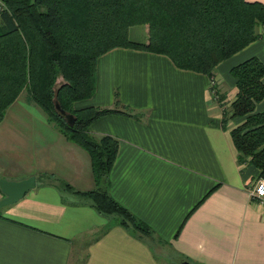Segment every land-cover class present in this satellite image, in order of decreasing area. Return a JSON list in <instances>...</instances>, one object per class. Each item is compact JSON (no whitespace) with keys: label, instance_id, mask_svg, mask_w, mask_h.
<instances>
[{"label":"crops","instance_id":"1","mask_svg":"<svg viewBox=\"0 0 264 264\" xmlns=\"http://www.w3.org/2000/svg\"><path fill=\"white\" fill-rule=\"evenodd\" d=\"M253 55L264 61V37L217 65L220 99L208 75L162 53L115 47L97 60L85 105L125 104L134 115L105 114L88 132L118 139L108 190L166 244L162 253L150 236L52 182L94 188L91 157L21 93L0 121V176L34 174L37 183L0 206V264H264V205L250 194L259 170L237 161L230 130L244 117L224 121L237 92L230 69ZM45 172L54 177L40 178Z\"/></svg>","mask_w":264,"mask_h":264},{"label":"trees","instance_id":"2","mask_svg":"<svg viewBox=\"0 0 264 264\" xmlns=\"http://www.w3.org/2000/svg\"><path fill=\"white\" fill-rule=\"evenodd\" d=\"M140 24L145 38L132 39L130 28ZM260 27L264 28L260 0H0V121L27 90L49 121L91 157L94 188L74 189L57 177L52 182L87 199L100 213L118 216L125 228L151 237L150 226L108 190L118 139L108 134L95 138L88 132L101 116L134 115L133 109L125 104L76 105L95 92L98 58L115 47L144 49L215 80L221 61L264 37ZM230 73L237 92L224 110V121L244 117L230 130L237 161L253 164L258 177L264 176V109H256L264 98V61L250 56L233 65ZM59 75L63 81L57 84ZM57 104L73 115V124ZM45 177L54 176L40 174Z\"/></svg>","mask_w":264,"mask_h":264},{"label":"water","instance_id":"3","mask_svg":"<svg viewBox=\"0 0 264 264\" xmlns=\"http://www.w3.org/2000/svg\"><path fill=\"white\" fill-rule=\"evenodd\" d=\"M66 117L70 124H73L75 118L71 113L63 110L59 104L56 105ZM37 183V178L34 174L20 179H11L5 176H0V190L3 196L0 198V206L13 203L23 197L30 189L34 188ZM182 264H192L188 260H183Z\"/></svg>","mask_w":264,"mask_h":264},{"label":"rangeland","instance_id":"4","mask_svg":"<svg viewBox=\"0 0 264 264\" xmlns=\"http://www.w3.org/2000/svg\"><path fill=\"white\" fill-rule=\"evenodd\" d=\"M145 35H146V33H145L144 25H141V24L140 25H135V26H132L130 28V37L132 39L143 40L145 38ZM62 81H63L62 76L59 75L58 78H57V84H60ZM22 93L27 95L28 92H27V90H23ZM211 93L214 96V92L212 91V85H211ZM76 105L77 106H83V105H85V101L78 102ZM113 216H116V215H113ZM151 240L153 241V245L157 248V250L159 252H161V253L164 252V251L167 252L166 244H164L163 242L159 241L154 236L151 237Z\"/></svg>","mask_w":264,"mask_h":264},{"label":"built area","instance_id":"5","mask_svg":"<svg viewBox=\"0 0 264 264\" xmlns=\"http://www.w3.org/2000/svg\"><path fill=\"white\" fill-rule=\"evenodd\" d=\"M215 80H211V85H212V91L214 92V96L216 98H219L218 93L216 92L215 87ZM250 194L253 198L257 199L261 204L264 205V176L258 177L253 186L250 189Z\"/></svg>","mask_w":264,"mask_h":264}]
</instances>
